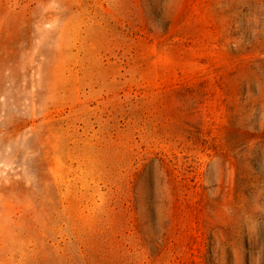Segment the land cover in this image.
<instances>
[{
    "label": "rangeland",
    "instance_id": "374dc122",
    "mask_svg": "<svg viewBox=\"0 0 264 264\" xmlns=\"http://www.w3.org/2000/svg\"><path fill=\"white\" fill-rule=\"evenodd\" d=\"M0 264H264V0H0Z\"/></svg>",
    "mask_w": 264,
    "mask_h": 264
}]
</instances>
